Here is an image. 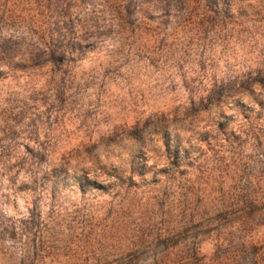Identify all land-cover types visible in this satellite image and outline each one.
<instances>
[{"label": "rangeland", "instance_id": "374dc122", "mask_svg": "<svg viewBox=\"0 0 264 264\" xmlns=\"http://www.w3.org/2000/svg\"><path fill=\"white\" fill-rule=\"evenodd\" d=\"M243 2L233 0V10ZM177 3L187 14L191 7L196 16L187 18L186 14L174 27L195 30L198 35L251 22L210 17L199 25L204 0ZM57 12L53 0H0V22L29 23L53 37ZM153 24L125 23L130 36L136 38L132 41L136 56L150 63L133 67L135 82L130 88L115 80L111 86L102 85L108 99L95 110L96 119L85 121L87 127L73 134L79 142L75 154L81 164L68 167L84 171L96 182L86 175L72 179V189L78 182L86 194L81 197L79 190L69 191V201L57 209L54 218L66 231L52 232L40 242L34 264H191L182 258L184 248L192 247L200 258L197 264H264V171L255 177L250 173L240 139L229 130V124L236 127L237 123L224 115L230 105L222 93L214 91L207 103L201 101L183 119L164 114L173 100L166 90L157 93L154 89L160 83L156 71H162L156 66L160 61L166 63L168 53L164 41L156 40L164 26ZM146 39L154 43L137 46V41ZM234 48V54L228 50L222 55L239 59L246 54V45L241 48L237 42ZM69 59L63 53L58 57L60 63ZM257 93L264 94V79L236 94L254 99ZM236 105L237 110L248 112L239 102ZM92 115L88 114L89 119ZM89 129L100 136L98 148L96 144L88 147ZM164 132L172 134L168 148ZM175 139L181 140L177 156ZM52 179L54 190L68 186L65 171L56 172ZM183 182L193 185V195L181 194ZM230 192L236 194L233 199L228 198ZM50 195L46 190L45 196Z\"/></svg>", "mask_w": 264, "mask_h": 264}, {"label": "clouds", "instance_id": "9594fccd", "mask_svg": "<svg viewBox=\"0 0 264 264\" xmlns=\"http://www.w3.org/2000/svg\"><path fill=\"white\" fill-rule=\"evenodd\" d=\"M53 2L58 9L51 28L54 37L29 23L0 22V264H32L41 241L52 232L66 231L54 218L69 201V191L86 194L78 182L76 189L71 187L73 178L86 175L68 167L81 164L73 134L87 127L85 121H94L95 110L108 99L102 85L111 86L115 80L130 88L133 67L150 63L136 56V38L125 23L164 26L156 40L166 45V63L156 66L162 71L152 69L160 82L154 91L166 90L173 100L164 114L183 119L201 101L207 103L214 91L222 93L230 105L224 115L237 123L229 124V130L240 139L250 173L255 177L264 171V94L254 99L236 94L264 79V0H244L235 10L233 0H215L213 19L251 22L199 35L174 27L187 14L177 0ZM144 42L154 43L146 39L137 46ZM237 42L247 46L242 58L222 55L228 50L234 54ZM61 53L69 61L60 63ZM236 102L248 112L237 110ZM88 131V147L98 148L99 134ZM58 171L66 172L69 183L54 190L52 177Z\"/></svg>", "mask_w": 264, "mask_h": 264}, {"label": "trees", "instance_id": "16d2710c", "mask_svg": "<svg viewBox=\"0 0 264 264\" xmlns=\"http://www.w3.org/2000/svg\"><path fill=\"white\" fill-rule=\"evenodd\" d=\"M184 1L185 2L187 1V3L190 2V0H184ZM215 7H216L215 0H204V6H202V8H203V12H202L203 18H201V21L198 23L199 25H203L204 24V20H207L208 18L214 16V13L212 12V10L215 9ZM189 8L191 10V7H189ZM190 10H189V13L187 14V16H188L187 18H192L193 15L196 16L194 14V12L192 13ZM10 14H11V12H10ZM8 18L12 19V16L9 15ZM0 19L2 20V16L0 17ZM163 137L166 138V141L164 142L166 148L170 147V145H171L170 143L172 142V140H171L172 134L170 135L169 133L164 132ZM174 146H175V148L173 150L174 151V155L177 156V153L181 149V140L175 139L174 140ZM187 155H188V153L186 154V156H184L185 160L188 159ZM133 180H134L133 179V175L128 176V181L132 182ZM178 184H180V183H178ZM117 185L121 186V184H119V183H115L114 184L115 187H117ZM97 187H98V185H97ZM180 187H181L180 192H181V194L184 197H186L188 194L193 195V185L192 184H187L186 182H183L182 186H180ZM101 188H103V187L101 186ZM119 191H120V189L117 190L116 193L118 194ZM232 193L233 192H230V195L228 196L229 199H231V198L233 199V197L236 195V194H234V193L232 194ZM124 195H125V193H124ZM220 198H222V195L219 196V199ZM225 208H228V206H226ZM183 252H184V257L182 258V260L184 262L190 261L191 264H197V262L199 261L200 258L196 257V254H197V248L196 247L184 248ZM32 264H34V263L32 262ZM117 264H125V263L124 262H119Z\"/></svg>", "mask_w": 264, "mask_h": 264}]
</instances>
